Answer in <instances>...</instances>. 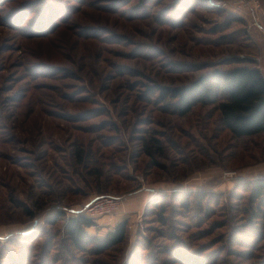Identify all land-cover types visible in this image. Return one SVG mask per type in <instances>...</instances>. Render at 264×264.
I'll use <instances>...</instances> for the list:
<instances>
[{
  "label": "rangeland",
  "instance_id": "1",
  "mask_svg": "<svg viewBox=\"0 0 264 264\" xmlns=\"http://www.w3.org/2000/svg\"><path fill=\"white\" fill-rule=\"evenodd\" d=\"M246 58L264 68V0H0V264H264V135L160 96ZM150 188L88 216L97 235L128 219L104 253L64 233L90 198Z\"/></svg>",
  "mask_w": 264,
  "mask_h": 264
},
{
  "label": "trees",
  "instance_id": "2",
  "mask_svg": "<svg viewBox=\"0 0 264 264\" xmlns=\"http://www.w3.org/2000/svg\"><path fill=\"white\" fill-rule=\"evenodd\" d=\"M160 96L162 99L171 97L174 109L180 115L186 114L195 105H213L218 111L219 123L234 137L264 135V74L252 58L239 60V64L228 69L215 67L187 84L161 88ZM144 149L148 154L152 153L147 146ZM77 155L79 160L84 157L82 152H77ZM197 194L200 200L202 193ZM160 197L163 201L165 196ZM250 197L264 207V177L251 180ZM173 198L182 206L189 207V194ZM149 202L157 205L153 198ZM94 224V220L84 214L71 216L65 223L64 233L74 247L89 250L92 254L104 253L126 239L127 218L120 219L103 235L87 231Z\"/></svg>",
  "mask_w": 264,
  "mask_h": 264
},
{
  "label": "built area",
  "instance_id": "3",
  "mask_svg": "<svg viewBox=\"0 0 264 264\" xmlns=\"http://www.w3.org/2000/svg\"><path fill=\"white\" fill-rule=\"evenodd\" d=\"M257 2V0H254ZM256 23V21H255ZM234 171H226L224 176H231ZM126 195L102 194L97 195L83 203L80 208L75 210L76 214L84 213L90 217H98L100 215L112 214L119 210L126 200Z\"/></svg>",
  "mask_w": 264,
  "mask_h": 264
},
{
  "label": "crops",
  "instance_id": "4",
  "mask_svg": "<svg viewBox=\"0 0 264 264\" xmlns=\"http://www.w3.org/2000/svg\"><path fill=\"white\" fill-rule=\"evenodd\" d=\"M261 69L264 74V68L261 67ZM153 191L154 189L150 188L146 191H136L131 193L130 196H128L126 201L124 202V210L130 213L139 211L146 204L149 198L154 195ZM111 228L112 227H108V229Z\"/></svg>",
  "mask_w": 264,
  "mask_h": 264
},
{
  "label": "bare ground",
  "instance_id": "5",
  "mask_svg": "<svg viewBox=\"0 0 264 264\" xmlns=\"http://www.w3.org/2000/svg\"><path fill=\"white\" fill-rule=\"evenodd\" d=\"M91 199V198H90Z\"/></svg>",
  "mask_w": 264,
  "mask_h": 264
}]
</instances>
